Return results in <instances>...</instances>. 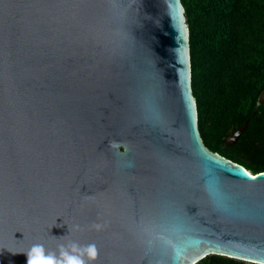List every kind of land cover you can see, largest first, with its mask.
<instances>
[{
    "label": "water",
    "instance_id": "water-1",
    "mask_svg": "<svg viewBox=\"0 0 264 264\" xmlns=\"http://www.w3.org/2000/svg\"><path fill=\"white\" fill-rule=\"evenodd\" d=\"M71 242L264 264V171L202 141L181 0H0V264Z\"/></svg>",
    "mask_w": 264,
    "mask_h": 264
},
{
    "label": "trees",
    "instance_id": "trees-1",
    "mask_svg": "<svg viewBox=\"0 0 264 264\" xmlns=\"http://www.w3.org/2000/svg\"><path fill=\"white\" fill-rule=\"evenodd\" d=\"M189 30L198 129L211 151L264 171V0H181ZM247 121L237 141L229 129ZM196 264H257L208 255Z\"/></svg>",
    "mask_w": 264,
    "mask_h": 264
},
{
    "label": "clouds",
    "instance_id": "clouds-1",
    "mask_svg": "<svg viewBox=\"0 0 264 264\" xmlns=\"http://www.w3.org/2000/svg\"><path fill=\"white\" fill-rule=\"evenodd\" d=\"M97 228L99 225L96 226ZM88 261H95L97 249L95 244L80 246L75 242L69 246L61 245L59 255L55 253L45 254L42 245H34L27 254L26 264H85L84 256Z\"/></svg>",
    "mask_w": 264,
    "mask_h": 264
},
{
    "label": "snow or ice",
    "instance_id": "snow-or-ice-1",
    "mask_svg": "<svg viewBox=\"0 0 264 264\" xmlns=\"http://www.w3.org/2000/svg\"><path fill=\"white\" fill-rule=\"evenodd\" d=\"M253 179H255V177H253Z\"/></svg>",
    "mask_w": 264,
    "mask_h": 264
}]
</instances>
